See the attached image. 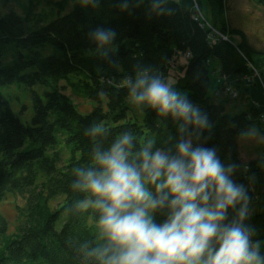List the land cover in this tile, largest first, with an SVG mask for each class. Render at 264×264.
<instances>
[{
    "label": "trees",
    "instance_id": "obj_1",
    "mask_svg": "<svg viewBox=\"0 0 264 264\" xmlns=\"http://www.w3.org/2000/svg\"><path fill=\"white\" fill-rule=\"evenodd\" d=\"M208 1L214 24L231 41L211 45V31L195 20L196 12L175 0H45L47 9L38 14L40 0L22 4L23 14L2 12L8 0H0V203L12 197L18 215L11 235L9 221L0 214V264H110L119 258L125 249L101 226L98 198L77 185L81 172L104 171L98 154L110 152L124 137L129 138L125 162L136 168L157 202L152 212L145 211L158 227L180 210L172 207L171 191L158 190L167 164L179 163L190 173V153L197 149L213 151L228 179L246 193L245 200L223 210L202 255L176 264H210L222 234L233 227L248 235L252 264H264V251L257 246L264 243V158L244 166L239 150L258 113L253 108L231 116L216 93L208 96L217 60L239 97H248L252 88L243 79L250 73L252 52L245 36L227 26V0ZM97 31L112 38L100 44ZM236 35L242 41L236 42ZM175 71L183 76L173 78ZM145 78L169 86L204 123L138 100L144 87L137 84ZM16 85L30 94L29 123L20 115L28 107L22 104L16 114L1 92ZM38 86L44 95L34 90ZM66 91L99 105L81 115ZM220 91L225 94L227 86ZM181 143L189 146L188 156H181ZM144 152L149 162L157 153L166 161L155 182L143 170ZM215 193L209 184L207 202L199 196L194 201L197 209L216 211Z\"/></svg>",
    "mask_w": 264,
    "mask_h": 264
},
{
    "label": "clouds",
    "instance_id": "obj_2",
    "mask_svg": "<svg viewBox=\"0 0 264 264\" xmlns=\"http://www.w3.org/2000/svg\"><path fill=\"white\" fill-rule=\"evenodd\" d=\"M111 38L112 34L104 31L95 34L100 44ZM137 87H144L138 100L158 106L163 113L171 111L173 115L191 119L196 124L204 123L197 110L179 99L177 93L170 91L169 86L160 80L141 79ZM127 143L129 138L124 137L110 152L98 154L97 161L104 171L99 175L93 171L81 172L77 185L98 198L96 205L103 213L101 226L113 242L125 249L110 264H176L200 257L207 242L217 233V223L224 217L223 210L245 200L246 193L228 179L213 151L197 149L190 153V173L179 163L167 164L166 181L158 186V190L169 189L176 197L172 207L180 205V210L174 212L169 222L158 227L147 219L145 211V207L155 208L157 202L151 200L136 168L125 162L123 150ZM179 152L182 157L188 156L189 146L181 143ZM143 155V170L155 182L166 161L159 153L151 162L147 152ZM209 184L215 185L218 197L214 212L198 210L194 203L198 196L202 202H207L204 190ZM248 245V235L239 227L226 229L219 251L210 264H252L255 253L248 252Z\"/></svg>",
    "mask_w": 264,
    "mask_h": 264
},
{
    "label": "crops",
    "instance_id": "obj_3",
    "mask_svg": "<svg viewBox=\"0 0 264 264\" xmlns=\"http://www.w3.org/2000/svg\"><path fill=\"white\" fill-rule=\"evenodd\" d=\"M184 9L194 11L196 3L204 11L206 17L212 19L211 8L208 0H175ZM263 0H227L226 23L232 31H239L248 41L251 50L252 61L261 70L263 76L259 85L250 90V97L243 96L241 102H233L230 97L221 93L223 84L218 83L214 91L218 100L227 107V113L236 116L241 113H248L251 109H256L259 119L264 116V5ZM234 40L242 41L240 35H236ZM212 84V78H211ZM219 92V93H218ZM239 102V103H238ZM257 120V119H256ZM240 159L244 165L254 160L264 158V130L258 124L246 136L239 140ZM261 247V248H259ZM264 251V243L258 245Z\"/></svg>",
    "mask_w": 264,
    "mask_h": 264
},
{
    "label": "rangeland",
    "instance_id": "obj_4",
    "mask_svg": "<svg viewBox=\"0 0 264 264\" xmlns=\"http://www.w3.org/2000/svg\"><path fill=\"white\" fill-rule=\"evenodd\" d=\"M44 1L45 0H40V2L37 3V5H38L36 7V13L37 14L42 13L44 10L47 9V5L44 3ZM27 2H28V0H8L6 7H2V12H6V11L12 9V10H15L16 12H18L19 14H23L21 6H22V4L27 3ZM193 9H196V10L198 9L199 17H201V19L206 23L207 27H209L212 30V34L214 36L219 37L220 35H222L221 30H219V28L216 27L213 20H210L206 17L202 8H200L195 3L193 6ZM248 69L250 72L248 74V76H250V77H247V78H249L247 85L249 84L250 87L253 89L260 84L259 82L262 81L263 74H262L261 70L256 65H254V69L256 72L259 73L258 77L256 76V73L253 72V74H252L251 69L249 67H248ZM171 76L173 78L181 77V76H183V72L180 73V72L175 71V72L171 73ZM227 77H229V76H227V75L224 76V74H222L221 64L217 60H213L212 65H211L212 84H211V88L209 90L208 96L213 97L214 91L218 87L216 85V83H214V82H216V80H217L218 83H221L225 86ZM172 81L173 80H171L170 82H172ZM246 81H247V79H246ZM34 90L37 93L44 95L45 89H43L42 87L38 86ZM1 92H2V94H4L5 98H7L10 101V103L13 107V110L16 114H19V112H21V110L24 109L23 106L28 107L27 111L24 114H20V115H21V119H22L23 123H29L31 117L33 116L32 115L33 114V104L31 103V97H30V94L27 93L26 87L18 86V85L12 86V87H5V88L1 89ZM232 92L233 93L237 92L235 90V86H233ZM65 93L67 96L71 97L74 100V102H76V104L78 105V111H79V113H81V115H88L94 109V107H97L99 105L96 102L93 103L90 101H86L84 99L82 100L81 98H78L76 96H73L72 92H70V91H66ZM226 94H227V97L229 96L233 102H237V101L241 102L240 97L235 99L234 98L235 96L233 97V95H231V93H229L228 91L225 92L224 95H226ZM248 97H250V95H248ZM248 97H246V98H248ZM18 100H19V102H18ZM104 101H105L104 106H106L107 101L106 100H104ZM22 104H23V106H22ZM255 124H258L259 127H262L264 130V116H262L260 119L258 118L257 120H255L253 125H255ZM252 128H253V126H252ZM248 164H246L244 166H247ZM141 180H142V182L144 181L143 179H141ZM145 186H146V184H145ZM146 190H147V188H146ZM167 190L170 191L169 189H167ZM147 192L149 193L148 190H147ZM214 195L216 196V198L218 200L217 193H215ZM150 197H151V200H153L151 194H150ZM22 202L23 201L21 200L20 203L23 204ZM14 203H15V200L12 197H8L6 201H4L3 203H0V214L3 215L9 221V225L11 226L10 227V234L11 235L16 232V229L18 227L17 226V217H18L17 208H16V204H14ZM147 209L150 212L153 211L152 207H147ZM259 248H261V247H259Z\"/></svg>",
    "mask_w": 264,
    "mask_h": 264
},
{
    "label": "built area",
    "instance_id": "obj_5",
    "mask_svg": "<svg viewBox=\"0 0 264 264\" xmlns=\"http://www.w3.org/2000/svg\"><path fill=\"white\" fill-rule=\"evenodd\" d=\"M194 12H196L195 20L201 22V26H202V28L211 31V35H210V37H209V39H210L209 41H211V45H216V44L221 43V42H223V41H231V40L229 39L230 37H229L228 35H226V34H222V35H220L219 37L214 36V35L212 34V30H211L209 27H207L206 23L201 19V17H199V15H198V9H197V10L194 9ZM254 65H255V63H254L253 61H249V60H248V67L251 69L252 74H253V72H254V73H256V76L258 77V76H259V73L255 71V69H254ZM247 77H250V76L247 75V76L245 77V79H244V84H245L246 86H249V87H250L249 84L247 85L248 80H249V78H247ZM246 79H247V81H246ZM230 82H231V78L227 77V78H226V83H225L226 86H227V91H228L229 93H231V95H233V97L235 96V97H234L235 99H237V98H239V95H238L237 92H234V93L232 92L233 84H231ZM252 248H254V246H253Z\"/></svg>",
    "mask_w": 264,
    "mask_h": 264
}]
</instances>
